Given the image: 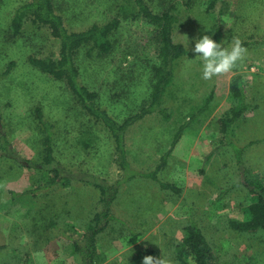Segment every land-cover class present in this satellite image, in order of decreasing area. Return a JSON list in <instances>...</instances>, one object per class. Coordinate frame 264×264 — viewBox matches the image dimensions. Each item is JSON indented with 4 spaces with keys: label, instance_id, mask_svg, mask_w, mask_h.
I'll list each match as a JSON object with an SVG mask.
<instances>
[{
    "label": "rangeland",
    "instance_id": "obj_1",
    "mask_svg": "<svg viewBox=\"0 0 264 264\" xmlns=\"http://www.w3.org/2000/svg\"><path fill=\"white\" fill-rule=\"evenodd\" d=\"M25 1L0 0V136L17 156L39 162L41 134L33 109L40 106L53 124L54 156L70 183L51 184L48 170L24 167L0 153V264H82L67 235L81 233L99 210L93 183L119 178L112 204L119 220H110L97 236L104 257L98 264H144L145 255L180 264L175 249L189 217L221 264H264V232L229 224L248 218L253 198L239 182L231 148L219 143V118L236 109L230 84L239 75L248 107L230 136L237 145L247 144L244 165L264 181V0H218L213 9L209 0H146L152 11L176 15L172 37L184 52L174 61L163 94L166 115L154 111L130 125L126 155L132 169L144 172L165 157L157 178L172 188L123 175L105 127L81 109L64 81L28 62L30 55L57 57L59 43L47 27L30 20L12 34L11 19ZM53 3L69 31L118 21L107 37L108 52L88 42L75 53L80 79L98 92L99 105L119 123L146 105L160 65V42L156 27L137 14L133 0ZM205 34L225 48L238 38L247 53L229 72L204 79L203 58L192 49Z\"/></svg>",
    "mask_w": 264,
    "mask_h": 264
},
{
    "label": "trees",
    "instance_id": "obj_2",
    "mask_svg": "<svg viewBox=\"0 0 264 264\" xmlns=\"http://www.w3.org/2000/svg\"><path fill=\"white\" fill-rule=\"evenodd\" d=\"M217 1L209 0L208 8L213 9ZM221 1L224 2V0ZM133 2L137 8V14L154 25L158 31L160 65L154 68L152 92L148 103L139 107L120 123L99 105L98 92L91 90L81 81L79 68L75 62V53L88 42L97 47L100 53L108 52L111 44L107 37L117 28V20L104 24H92L82 30L69 31L62 16L56 12L53 0H26L15 10L10 22V29L12 34H19L24 20H30L34 24L47 27L49 34L58 40V56L51 58L30 55L28 62L42 73L64 81L81 109L95 122H99L105 127L114 142V161L123 175L131 178L136 175L151 178L156 180L161 188H172V185L161 182L157 178V173L165 157H162L161 164L150 171H137L131 168L126 155L125 136L128 127L145 115L154 111L166 115V107L162 104L163 94L172 76L173 63L183 54L184 47L181 43L175 42L172 37L173 25L177 20L176 15L168 11L154 12L146 0H133ZM223 9L222 7L221 13L224 12ZM216 33H218L216 34L218 38V29H216ZM9 67H12V63L8 65L6 71ZM240 78L239 75H236L230 84V90L237 100L236 109L226 111L219 118V143L226 144L231 148L239 170V182L253 199L248 204V218L243 220L231 219L229 224L233 229L243 232H264V181H262L259 172H252L244 165L242 153L247 144L237 145L230 136L232 125L248 107L244 100ZM33 115L41 134L42 148L39 162L17 156L8 144L7 138L2 134L0 136L2 144L0 153L12 156L24 167L46 169L52 175L51 184L60 182L67 186L70 183V178L61 174L54 156L53 124L45 119L40 106L34 107ZM120 182L121 178L111 183H93L99 192V210L92 214L81 233L67 235L72 241L74 250L79 254L82 264H98L104 259L97 250V236L105 229L110 220L118 219L112 212V204L117 196ZM175 250V257L180 264H221L217 253L192 217L187 219L182 237Z\"/></svg>",
    "mask_w": 264,
    "mask_h": 264
},
{
    "label": "clouds",
    "instance_id": "obj_3",
    "mask_svg": "<svg viewBox=\"0 0 264 264\" xmlns=\"http://www.w3.org/2000/svg\"><path fill=\"white\" fill-rule=\"evenodd\" d=\"M192 51L197 53L196 56L203 58L202 76L204 79H211L216 74L229 72L247 53L246 47L238 38L230 48H225L208 34L196 39ZM143 261L144 264H171L162 257L154 259L152 255H145Z\"/></svg>",
    "mask_w": 264,
    "mask_h": 264
}]
</instances>
